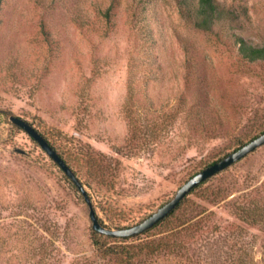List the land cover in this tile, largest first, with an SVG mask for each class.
Masks as SVG:
<instances>
[{
    "label": "rangeland",
    "instance_id": "rangeland-1",
    "mask_svg": "<svg viewBox=\"0 0 264 264\" xmlns=\"http://www.w3.org/2000/svg\"><path fill=\"white\" fill-rule=\"evenodd\" d=\"M218 2L230 15L204 32L177 0H1L0 264H118L93 246L81 193L10 116L74 167L76 147L100 160L102 171L77 178L112 230L142 222L259 136L264 63L242 60L235 41L264 46V0ZM110 4L105 19L98 11ZM129 87L137 153L123 109ZM211 178L188 196L176 247L136 264H263L264 231L238 220L233 205L264 206V144Z\"/></svg>",
    "mask_w": 264,
    "mask_h": 264
},
{
    "label": "trees",
    "instance_id": "trees-1",
    "mask_svg": "<svg viewBox=\"0 0 264 264\" xmlns=\"http://www.w3.org/2000/svg\"><path fill=\"white\" fill-rule=\"evenodd\" d=\"M1 5V0H0ZM177 7L179 9L180 15L186 20L189 21L191 26L200 31L208 32L213 31L219 23L224 19L229 17V13L224 7H222L218 0H177ZM112 9L111 4L105 10H99L98 13L101 14L105 19H109L110 11ZM237 50L240 58L248 64L255 63H264V46H255L246 42L242 37L236 38ZM134 93L129 87L127 102L125 103L123 109L125 118L127 120L128 132H129V151L130 153H137L141 149L140 133L141 128L138 124L137 119H133L130 111V104L134 101ZM6 112L0 110V115H4ZM18 129V127H15ZM20 130V129H19ZM264 133V129L260 131V134ZM259 134V135H260ZM42 136V135H41ZM253 137L252 139L256 138ZM251 139V140H252ZM46 140V138H45ZM50 145L49 141L46 140ZM143 141H145L143 139ZM72 144V143H71ZM51 146V145H50ZM77 145L73 146L75 148ZM52 147V146H51ZM237 146L235 150L240 148ZM54 149V147H52ZM55 150V149H54ZM77 156L79 157L80 164L78 167H74L64 159L61 153L58 155L63 159V161L68 165L76 177L82 174V171L86 169L87 171H93L97 173L101 170L102 164L100 160L96 157H93L92 154L83 151L81 148H75ZM226 154L225 156H227ZM224 156V157H225ZM221 159V158H220ZM218 159L217 161H219ZM217 161H213L208 166L214 164ZM105 169V168H104ZM102 171V170H101ZM99 176L95 177L98 179ZM204 181L198 187L193 189L189 195L194 194L196 191L200 190L209 180ZM89 188H92V183L86 182ZM96 183V181L94 182ZM72 183V187H73ZM76 188V187H75ZM77 189V188H76ZM188 195V196H189ZM219 193L215 194V197H218ZM188 196H186L179 205L162 221L156 224L150 230H147L141 235H135L130 238H120L119 244L108 245L106 240H110L113 237L101 235L94 230L92 231V244L96 248V251L104 257H112L116 260L118 264H136L141 258H150L159 256L160 254L169 251L171 248L176 247V242L174 237L178 236L182 229L181 227L186 223H189V220L183 218L184 210L186 211L185 204L187 202ZM234 216L244 222L247 225L258 227L260 230L264 231V206L260 207L258 205L249 206H234L233 205ZM99 221V220H98ZM188 221V222H187ZM186 222V223H185ZM99 223L103 225L100 221ZM197 223H191L187 227H194ZM158 232L153 238L141 239L140 237L152 230ZM156 237V238H155ZM131 240L130 243H128ZM264 264V258H263Z\"/></svg>",
    "mask_w": 264,
    "mask_h": 264
},
{
    "label": "water",
    "instance_id": "water-1",
    "mask_svg": "<svg viewBox=\"0 0 264 264\" xmlns=\"http://www.w3.org/2000/svg\"><path fill=\"white\" fill-rule=\"evenodd\" d=\"M9 121L22 129L24 132L28 134L35 142L39 144L41 149L59 166L62 172L71 180L74 186L77 188L79 193L84 198V201L89 209V219L91 221L92 229L105 236L113 237V238H130L135 235H141L147 230L153 228L156 224L166 218L178 205L179 203L190 194V192L198 187L204 181L210 179L216 174L224 171L229 168L231 165L240 161L248 154L253 152L258 147H261L264 144V133L260 134L256 138L249 141L247 144L238 148L236 151L228 154L224 158L215 162L214 164L206 167L201 170L197 174L193 175L189 180H187L174 194V196L157 209L156 212L151 214L149 217L144 219L142 222L128 227V228H118L115 230L108 229L101 225L98 221V218L95 214L93 206L91 204V200L88 197L86 191L84 190L83 185L79 181V179L75 176L72 170L68 167V165L63 161V159L58 155V153L48 144L43 136H41L33 126H31L28 122L18 118L16 116H10ZM16 152L20 154H24L22 150L16 149Z\"/></svg>",
    "mask_w": 264,
    "mask_h": 264
}]
</instances>
